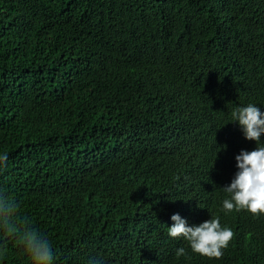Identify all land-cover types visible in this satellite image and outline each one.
<instances>
[{
	"label": "trees",
	"instance_id": "16d2710c",
	"mask_svg": "<svg viewBox=\"0 0 264 264\" xmlns=\"http://www.w3.org/2000/svg\"><path fill=\"white\" fill-rule=\"evenodd\" d=\"M248 104L264 0H0V193L53 264H264V214L223 210ZM177 213L231 228L223 256L170 237ZM0 264L31 261L8 238Z\"/></svg>",
	"mask_w": 264,
	"mask_h": 264
},
{
	"label": "clouds",
	"instance_id": "9594fccd",
	"mask_svg": "<svg viewBox=\"0 0 264 264\" xmlns=\"http://www.w3.org/2000/svg\"><path fill=\"white\" fill-rule=\"evenodd\" d=\"M233 123L240 125L245 139L255 141L252 151L242 150L236 156L238 171L228 186L222 187L227 194L223 200L225 213L233 210L247 211L253 216L264 214V112L260 107L248 104L236 107L231 112ZM7 154L0 155V168L6 166ZM174 222L168 227L172 238H183L193 253L207 258H221L223 250L229 247L234 233L231 228L222 227L218 217H212L197 226H188L181 215L171 216ZM11 238L24 248L31 264H53V247L48 238L31 225V221L19 212V205L10 197L0 193V256L7 252V240ZM184 247L176 251V256H186ZM89 264H100L90 260Z\"/></svg>",
	"mask_w": 264,
	"mask_h": 264
}]
</instances>
